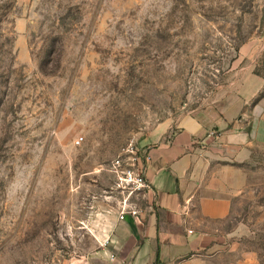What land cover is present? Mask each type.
<instances>
[{
    "label": "rangeland",
    "instance_id": "obj_1",
    "mask_svg": "<svg viewBox=\"0 0 264 264\" xmlns=\"http://www.w3.org/2000/svg\"><path fill=\"white\" fill-rule=\"evenodd\" d=\"M250 75L264 0H0V264L90 255L123 201L113 160ZM241 171L231 230L264 264V146Z\"/></svg>",
    "mask_w": 264,
    "mask_h": 264
},
{
    "label": "crops",
    "instance_id": "obj_2",
    "mask_svg": "<svg viewBox=\"0 0 264 264\" xmlns=\"http://www.w3.org/2000/svg\"><path fill=\"white\" fill-rule=\"evenodd\" d=\"M263 89L264 79L250 75L236 94L159 126L141 146L150 187L133 198L140 216L121 221L118 213L75 264H260L231 222L246 188L241 168L264 146Z\"/></svg>",
    "mask_w": 264,
    "mask_h": 264
},
{
    "label": "built area",
    "instance_id": "obj_3",
    "mask_svg": "<svg viewBox=\"0 0 264 264\" xmlns=\"http://www.w3.org/2000/svg\"><path fill=\"white\" fill-rule=\"evenodd\" d=\"M81 140L77 141V144H80ZM149 161L150 156L146 149L132 146L110 165V171L115 177V188L123 196L119 211L121 221L125 220L127 215L134 218L140 216V210L133 203V198L143 194L150 187L146 175V164Z\"/></svg>",
    "mask_w": 264,
    "mask_h": 264
}]
</instances>
